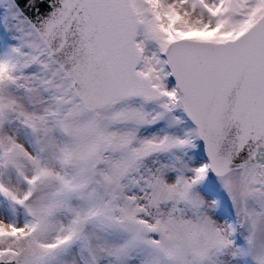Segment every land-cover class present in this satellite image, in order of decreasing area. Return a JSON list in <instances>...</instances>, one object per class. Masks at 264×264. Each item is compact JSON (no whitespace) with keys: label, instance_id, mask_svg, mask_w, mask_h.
<instances>
[{"label":"snow or ice","instance_id":"snow-or-ice-1","mask_svg":"<svg viewBox=\"0 0 264 264\" xmlns=\"http://www.w3.org/2000/svg\"><path fill=\"white\" fill-rule=\"evenodd\" d=\"M0 264H264V0H0Z\"/></svg>","mask_w":264,"mask_h":264}]
</instances>
